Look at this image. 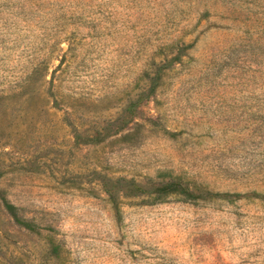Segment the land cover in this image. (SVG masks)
Returning a JSON list of instances; mask_svg holds the SVG:
<instances>
[{
	"label": "rangeland",
	"instance_id": "374dc122",
	"mask_svg": "<svg viewBox=\"0 0 264 264\" xmlns=\"http://www.w3.org/2000/svg\"><path fill=\"white\" fill-rule=\"evenodd\" d=\"M0 264H264V0H0Z\"/></svg>",
	"mask_w": 264,
	"mask_h": 264
},
{
	"label": "trees",
	"instance_id": "16d2710c",
	"mask_svg": "<svg viewBox=\"0 0 264 264\" xmlns=\"http://www.w3.org/2000/svg\"><path fill=\"white\" fill-rule=\"evenodd\" d=\"M15 215V214H14ZM15 217V216H14Z\"/></svg>",
	"mask_w": 264,
	"mask_h": 264
}]
</instances>
